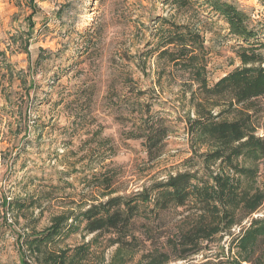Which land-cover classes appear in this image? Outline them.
<instances>
[{
    "label": "rangeland",
    "instance_id": "1",
    "mask_svg": "<svg viewBox=\"0 0 264 264\" xmlns=\"http://www.w3.org/2000/svg\"><path fill=\"white\" fill-rule=\"evenodd\" d=\"M28 1L0 0V264H23L24 235L33 225L48 226L53 213L86 200L97 182L90 181L93 172L115 168L135 189L184 170L190 150L179 117L184 113L180 83L165 80L162 89L157 86L162 101L154 109L168 115L174 128L161 158L148 161L142 140L128 133L139 119L137 92L154 86L155 65L144 75L134 58L151 38L154 19L172 17L201 29L211 82L240 65L237 39L215 14L182 13L164 0ZM230 1L264 25V0ZM129 75L134 84L126 81ZM260 178L264 183L263 165ZM14 199L29 207L7 210L6 202ZM177 212H165L152 225L154 232H174ZM91 237L79 231L67 242ZM166 238L158 235L147 248L167 250ZM100 242L99 251L107 244ZM112 250L106 249L108 256ZM189 262L173 254L169 264Z\"/></svg>",
    "mask_w": 264,
    "mask_h": 264
},
{
    "label": "trees",
    "instance_id": "2",
    "mask_svg": "<svg viewBox=\"0 0 264 264\" xmlns=\"http://www.w3.org/2000/svg\"><path fill=\"white\" fill-rule=\"evenodd\" d=\"M164 1L182 13L219 16L237 39L240 60L211 82L201 29L167 16L154 19L151 38L134 55L144 75L155 65L156 77L152 91L136 94L139 119L129 137L142 140L148 161L164 155L174 128L168 115L154 109L162 101L157 86L162 89L165 80L180 83L184 113L179 117L190 150L184 170L135 189L115 168L93 172L90 181L97 182L86 200L53 213L48 226L33 225L24 235L19 246L23 264H169L173 254L189 264H264V134L259 133L264 127V25L230 0ZM28 44L27 37L25 52ZM126 81L135 82L132 75ZM16 202L7 201L5 207L22 212L29 207ZM171 211H179L175 231L154 232L152 225ZM79 231L92 237L68 243ZM158 235L167 236V250L147 248ZM104 239L107 244L99 251ZM107 248H113L109 256Z\"/></svg>",
    "mask_w": 264,
    "mask_h": 264
}]
</instances>
